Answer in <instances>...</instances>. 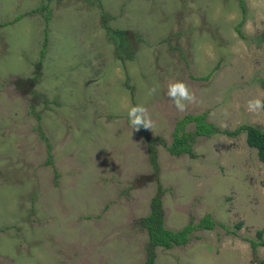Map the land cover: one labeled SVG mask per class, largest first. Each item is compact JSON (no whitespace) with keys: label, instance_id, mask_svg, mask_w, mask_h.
<instances>
[{"label":"rangeland","instance_id":"rangeland-1","mask_svg":"<svg viewBox=\"0 0 264 264\" xmlns=\"http://www.w3.org/2000/svg\"><path fill=\"white\" fill-rule=\"evenodd\" d=\"M243 3L0 0V24L23 16L0 26V264H145L137 221L156 196L165 228L206 216L214 228L155 248V264H264L251 244L264 232V163L245 131L224 133L264 131V110H247L264 102V0ZM111 30L127 32L124 50ZM176 81L196 96L183 112L166 94ZM137 105L152 130L130 126ZM198 115L221 132L197 138L195 157L171 155L176 124Z\"/></svg>","mask_w":264,"mask_h":264},{"label":"trees","instance_id":"trees-1","mask_svg":"<svg viewBox=\"0 0 264 264\" xmlns=\"http://www.w3.org/2000/svg\"><path fill=\"white\" fill-rule=\"evenodd\" d=\"M49 1V0H48ZM240 6L244 8L243 0H240ZM42 8H46V6H42ZM37 10H34L36 12ZM245 8L243 9V12ZM50 14L46 15V22L50 20ZM23 16L17 17L14 22L22 19ZM11 22L0 24V26L5 27ZM237 31L240 33V27L237 28ZM110 40L118 42L117 47L123 49L130 44L129 38L127 37V32L124 30H116L110 32ZM48 46V37H46L44 41V46L41 51V58H44L47 53ZM124 50V49H123ZM210 78L209 76L203 77L202 79L207 80ZM195 122V130L191 132H187L188 124ZM245 131L247 133V142L250 147L258 150V155L261 161L264 163V131L261 129L251 126L245 125L239 128L238 131L230 132L225 131L224 133L232 136L237 135L238 133ZM221 132L220 129L213 123L208 122L206 120V115H198L185 117L183 120L179 121L175 129L173 131V142L168 147V150L173 156H180L185 154H190L192 157H195V153L193 152V145L196 142V139L199 137H207L211 138L215 136L217 133ZM147 143L149 145V150L151 154V163L154 171H158L159 164L157 163V152L155 149L156 143L153 140V137L148 135V132L144 134ZM43 138H45L43 136ZM42 138V139H43ZM48 164H53L52 161L47 162ZM162 198L161 196H156L152 200L151 211L150 214L146 217L141 218L137 223L144 230H146L149 237V244L146 247L148 251V257L145 261V264H155L156 263V254L155 248L163 247L165 249H174L176 247L186 246L192 238L193 232L205 228L211 230L214 228V222L211 220L210 216H206L201 220V222L195 225L193 222H190L186 228L180 231H172L164 226V210L162 207ZM259 240H251L253 250H257L260 247H264V232H258Z\"/></svg>","mask_w":264,"mask_h":264},{"label":"clouds","instance_id":"clouds-1","mask_svg":"<svg viewBox=\"0 0 264 264\" xmlns=\"http://www.w3.org/2000/svg\"><path fill=\"white\" fill-rule=\"evenodd\" d=\"M154 92L155 88L151 90V93ZM166 94L174 102L175 107L181 112L186 110L185 102L194 103L196 100L195 93L190 91L189 86L183 81L169 83ZM247 110L249 112L258 113L260 110H264V102L260 99L249 100ZM128 116L130 126L134 130L139 131L141 128L146 130L153 129V122L145 107L141 105L131 107L128 111Z\"/></svg>","mask_w":264,"mask_h":264}]
</instances>
